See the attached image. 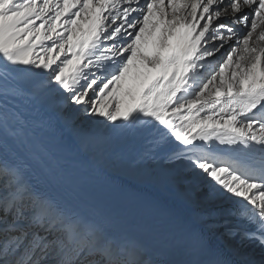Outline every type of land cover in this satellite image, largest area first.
<instances>
[{
	"label": "snow or ice",
	"instance_id": "6c2138e0",
	"mask_svg": "<svg viewBox=\"0 0 264 264\" xmlns=\"http://www.w3.org/2000/svg\"><path fill=\"white\" fill-rule=\"evenodd\" d=\"M53 98L142 135L135 164L181 161L264 248V0H0V264H227L196 221L167 259L75 209L68 153L100 137L53 138Z\"/></svg>",
	"mask_w": 264,
	"mask_h": 264
},
{
	"label": "bare ground",
	"instance_id": "6f19581e",
	"mask_svg": "<svg viewBox=\"0 0 264 264\" xmlns=\"http://www.w3.org/2000/svg\"><path fill=\"white\" fill-rule=\"evenodd\" d=\"M45 43L47 46L51 45L50 41ZM219 55L217 53V57ZM209 60L215 61V58ZM217 67L218 64H216L218 70ZM203 71L201 69V72ZM43 110L45 115L52 118L53 138L59 137L74 146L78 145L79 140L72 128L66 125V121L69 120L83 132L97 134L100 137L96 142L90 143L86 151L68 153L73 163L68 168V182L60 191H70L73 194L72 206L78 207L81 204L78 191L92 192L97 187L113 189L124 198L128 195L140 202H160L172 209L181 210L186 216L198 222L206 237L209 235V239L218 241L222 248H226L239 262L264 264V248L254 242L241 243L238 234L232 237L226 235L228 229L239 226L226 216V211L233 207L231 201L206 200L207 188L199 178L184 168L181 161L167 162L160 152L154 159L135 164L134 161L145 146L142 135L121 134L110 128L105 129L103 125L96 123V120L103 118L94 117L88 120L76 114L72 108H66L61 112L56 107L54 98L43 106ZM111 123L104 121V124ZM131 192H135L138 197ZM111 207L106 206L108 209L98 207L94 212L90 211V215L106 221L109 231L121 233L119 231L122 228L124 233L136 236L153 250L149 238L143 234L135 216L126 207ZM204 212L212 215L203 216Z\"/></svg>",
	"mask_w": 264,
	"mask_h": 264
},
{
	"label": "rangeland",
	"instance_id": "374dc122",
	"mask_svg": "<svg viewBox=\"0 0 264 264\" xmlns=\"http://www.w3.org/2000/svg\"><path fill=\"white\" fill-rule=\"evenodd\" d=\"M111 191H113V192H111ZM78 192H79V196H80L79 197L80 203H82V204L88 203L91 198L94 200L96 199L95 201L97 202V204L92 205L88 208L89 211H92V212H94L95 209H97L98 207L100 209H108V208H106V206L107 207L112 206L111 208H113V207L114 208H118V207L120 208L121 206H123L124 208L126 207L128 209V211H130V213H131V211L133 210V208H131V205L136 206L138 209V207H142L145 204L153 203V202H147V203L146 202H140V201H137V199H135L134 197L128 196V195L126 198H124L119 193L114 191L113 189H108V188L97 187L92 192H87V193L86 192H80V191H78ZM131 193H135V192H131ZM135 195H136V193H135ZM143 196H145V195H143ZM136 197H138V195H136ZM83 198H85V199H83ZM154 203H157V202H154ZM134 210H135V208H134ZM177 210H179V209H177ZM186 217H188V216H186ZM188 218L190 219V221H194L190 217H188ZM106 219H108V218H106ZM108 220H110V219H108ZM197 225L199 226L200 224L197 222ZM121 230L119 232L124 233L122 228H121Z\"/></svg>",
	"mask_w": 264,
	"mask_h": 264
}]
</instances>
